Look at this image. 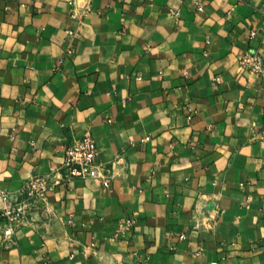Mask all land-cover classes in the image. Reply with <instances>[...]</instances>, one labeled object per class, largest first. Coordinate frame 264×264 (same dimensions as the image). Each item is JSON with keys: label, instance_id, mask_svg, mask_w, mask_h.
Listing matches in <instances>:
<instances>
[{"label": "crops", "instance_id": "0c3cea01", "mask_svg": "<svg viewBox=\"0 0 264 264\" xmlns=\"http://www.w3.org/2000/svg\"><path fill=\"white\" fill-rule=\"evenodd\" d=\"M247 51L264 56V0H0V187L49 183L0 264H264ZM86 132L107 185L65 177Z\"/></svg>", "mask_w": 264, "mask_h": 264}, {"label": "built area", "instance_id": "2783aa9c", "mask_svg": "<svg viewBox=\"0 0 264 264\" xmlns=\"http://www.w3.org/2000/svg\"><path fill=\"white\" fill-rule=\"evenodd\" d=\"M24 2L29 0H23ZM240 65L244 69L252 70L256 74L264 71V56L255 51H247L243 54ZM65 160L64 169L66 178L76 176H89L109 183V176L104 173V164L98 159V148L90 132L82 137L74 139L64 145ZM49 183L39 176H33L27 180L21 190V201H12L7 192L0 187V195L4 203L0 208V231L4 236H11L14 229L20 225L23 216L28 213L36 200L45 197V191ZM133 221H130L132 223Z\"/></svg>", "mask_w": 264, "mask_h": 264}]
</instances>
